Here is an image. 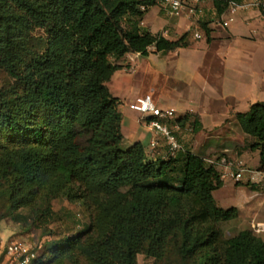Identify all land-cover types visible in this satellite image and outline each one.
Masks as SVG:
<instances>
[{
	"label": "trees",
	"instance_id": "obj_1",
	"mask_svg": "<svg viewBox=\"0 0 264 264\" xmlns=\"http://www.w3.org/2000/svg\"><path fill=\"white\" fill-rule=\"evenodd\" d=\"M211 1L221 17L242 0ZM142 5L0 0V69L10 79L0 89V197L10 214L28 208L34 225L54 220L60 197L85 201L89 225L57 245L51 262L139 264L144 255L158 263L167 257L170 231L181 228L178 253L187 264H264V239L251 229L219 250L216 224L240 210L218 205L214 192L225 182L214 165L191 152L154 161L141 142L123 145L121 101L108 87L121 69L117 61L131 52L148 56L152 46L168 53L189 45V33L169 40L145 30L149 9ZM200 26L210 42L209 22ZM236 118L255 139L250 148L260 151L264 172V101ZM192 126L199 131L198 118ZM196 202L201 211L187 215Z\"/></svg>",
	"mask_w": 264,
	"mask_h": 264
},
{
	"label": "crops",
	"instance_id": "obj_2",
	"mask_svg": "<svg viewBox=\"0 0 264 264\" xmlns=\"http://www.w3.org/2000/svg\"><path fill=\"white\" fill-rule=\"evenodd\" d=\"M231 17L233 20L229 25H223ZM200 21L209 22L210 42ZM141 26L169 40H177L189 33L191 41L187 47L168 53L159 52L152 46L148 56L131 52L117 61L121 69L108 87L121 101L124 147L141 142L147 151L150 141L156 137L158 148L153 156L148 155L149 158L154 161L169 158L165 139L149 126L139 111L130 107L138 97L151 95L158 106L176 110V118L170 121L171 124L187 114L192 115L191 121L179 123L178 135L184 147L179 157L191 152L207 160L206 154L223 148L233 157L242 152L239 160L246 165L243 157L252 151L250 145L255 139L243 132L236 115L264 101V15L261 10L240 9L234 14L228 11L220 17L213 2L204 0L201 13L189 18L168 17L155 6L145 14ZM196 33L202 37L197 38ZM195 118L201 124L199 131L192 126ZM247 172L250 173L249 188L264 185V172L258 169H247L236 183H241ZM223 180L226 182L227 178ZM259 193L253 189L250 197L241 201L239 221H255L264 227V195L259 196Z\"/></svg>",
	"mask_w": 264,
	"mask_h": 264
},
{
	"label": "rangeland",
	"instance_id": "obj_3",
	"mask_svg": "<svg viewBox=\"0 0 264 264\" xmlns=\"http://www.w3.org/2000/svg\"><path fill=\"white\" fill-rule=\"evenodd\" d=\"M43 31L37 30L35 33H42ZM191 41V36L188 38ZM9 77L0 69V89L9 81ZM249 148V145L248 147ZM235 153V152H234ZM242 152L236 154L233 157L232 153L225 152L223 148L213 153L206 154L208 165H214L221 173L224 172L217 162L224 155H227L235 160H239ZM243 161L247 164H242L241 167H235L232 174L226 176L227 180L225 186L214 192L216 201L220 207L229 208L237 207L241 205V201L244 198L250 197L252 190L257 189L260 195H264V185H258L249 188L250 173H244V177L241 183H236L235 175L241 170L257 171L260 169V152L258 150H252L246 153L243 157ZM240 162V160L238 161ZM260 171V170H259ZM222 179H224L222 177ZM4 199L0 197V239L4 242L19 241L27 244L31 250L37 253V257L40 258L38 264H59L58 262H51L50 256L54 252L57 245L63 240L76 237L80 232L84 231L90 223L91 211L83 200L70 201L65 197H60L53 201L52 207L54 210V220L46 225L33 224L32 214L28 208L19 209L15 214H10L5 207ZM201 211L200 203L196 202L191 205L187 212V215L192 216L198 214ZM169 213V207L165 208V214ZM240 217V216H239ZM238 217V218H239ZM237 219L219 222L217 223L218 234L217 243L220 247L223 241L228 240L233 235L239 233L245 229L253 230L257 235L264 239V227L261 230L256 226L255 221H239ZM264 226V225H262ZM167 244V257L155 262L154 259L141 255V264H187L178 253L179 248L184 243V236L181 228H176L170 231L168 235ZM189 264V263H188Z\"/></svg>",
	"mask_w": 264,
	"mask_h": 264
},
{
	"label": "built area",
	"instance_id": "obj_4",
	"mask_svg": "<svg viewBox=\"0 0 264 264\" xmlns=\"http://www.w3.org/2000/svg\"><path fill=\"white\" fill-rule=\"evenodd\" d=\"M142 10L150 9L151 7H159L161 11L168 17L188 16L195 18L201 13V4L204 0H141ZM264 7V0H242L234 2L230 5L228 11L234 14L237 10ZM227 11V12H228ZM229 20L223 22V25L228 26ZM197 38H201L200 33H196ZM133 110L139 111L143 118L148 120L149 126L161 137H163L168 147V157L175 158L183 149V144L180 141L178 130L180 125L177 121L171 124L170 121L176 118V110L173 108H163L158 106L151 95L138 97L130 104ZM158 148V139L155 137L150 141L147 154L153 156ZM224 168L221 177L225 178L233 172L235 167H241L242 163L238 162L227 155H224L217 162ZM244 170L238 172L235 177L237 180L242 178ZM261 230L263 227L256 224ZM37 258V253L31 248L19 241L4 242L0 239V264H32Z\"/></svg>",
	"mask_w": 264,
	"mask_h": 264
}]
</instances>
